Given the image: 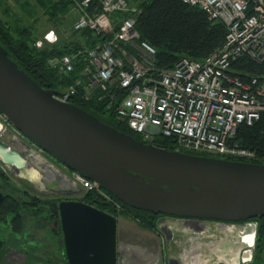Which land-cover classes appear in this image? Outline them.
Returning a JSON list of instances; mask_svg holds the SVG:
<instances>
[{"label": "built area", "instance_id": "built-area-1", "mask_svg": "<svg viewBox=\"0 0 264 264\" xmlns=\"http://www.w3.org/2000/svg\"><path fill=\"white\" fill-rule=\"evenodd\" d=\"M72 2L78 13L72 22L73 29H90L98 40L92 47L82 41L83 47L49 58V65L61 74L79 69L73 82L55 94L58 99L71 102L80 88L85 99L105 101L106 108L117 119L127 122L146 141L154 142L160 134L174 137L177 149L183 151L256 156L255 150L241 147L230 138L242 124L252 125L264 114V78L253 75L244 79L235 72L233 64L247 57L264 61V0H183L202 8L209 19L222 21L226 35L205 57L182 56L169 68L156 65L157 49L141 38L133 14L121 19L115 17L116 13L135 12L129 0ZM60 38L54 27L37 39L36 45L53 44ZM0 121L1 136L10 130V142L25 152L31 162L32 153L47 158L1 111ZM4 166L13 171L9 165ZM63 168L69 171L66 175L70 182L52 181L54 188L68 189L71 193L63 194L82 200L85 192L94 188L114 203L117 217L122 216L121 203L103 186L77 170ZM199 221L207 224L215 221L217 230L222 225H236L217 220Z\"/></svg>", "mask_w": 264, "mask_h": 264}, {"label": "water", "instance_id": "water-1", "mask_svg": "<svg viewBox=\"0 0 264 264\" xmlns=\"http://www.w3.org/2000/svg\"><path fill=\"white\" fill-rule=\"evenodd\" d=\"M59 93L40 85L0 44V111L28 141L67 168L85 174L130 207L153 213L239 226L264 215V163L168 149L58 99ZM0 160L16 173L30 162L2 136ZM47 186L50 190L54 183ZM54 205L67 264H119L116 215L82 199H61ZM238 234L227 235L226 241L220 236L221 242L231 245L233 237L241 239L242 231ZM244 234L251 235L252 243L242 239L240 250L254 247L257 225ZM252 259L238 253L229 256L228 264Z\"/></svg>", "mask_w": 264, "mask_h": 264}, {"label": "trees", "instance_id": "trees-1", "mask_svg": "<svg viewBox=\"0 0 264 264\" xmlns=\"http://www.w3.org/2000/svg\"><path fill=\"white\" fill-rule=\"evenodd\" d=\"M67 2L70 5L72 0H68ZM7 3L8 0H0V5L3 4L0 11H4L5 13L10 11ZM137 4L139 5L140 12L116 13L115 17L121 19L130 14L135 16V26L141 38L150 42L155 47L157 46L156 65L159 68L174 66L176 61L182 56L203 58L216 49L225 38L226 25L220 20L209 19L206 12L199 6L187 4L183 0H142L141 2L138 1ZM13 31L17 32V34ZM97 40L98 38L93 31L84 29L82 31H75L74 35L66 37L61 35L60 41L53 44L46 43L44 46L39 47L36 45L37 40L33 37L30 28H20L18 25L12 27L9 19H5L0 14V44L21 68L40 85L49 89L60 91L71 84L79 74L78 68L69 74L59 73L57 69L49 65V58L55 55L70 53L72 52V48L83 47L82 41L88 47H92ZM233 68L244 79H248L253 75L264 78V61L257 62L247 57L235 61ZM71 102L119 130L140 138L136 132L129 128L127 122L117 119L113 112L106 108L105 101L97 98L87 100L82 96L81 89L79 88L77 94L71 98ZM230 141L238 143L241 147L255 150L256 156L244 158L233 155L200 154L264 163V114L252 125L242 124L236 135L230 138ZM154 142L168 149L177 148L175 139L172 136L160 135L155 138ZM104 189L107 190L106 188ZM108 192L121 203L122 215L132 217L151 229L155 228V218L161 214L130 207L119 200L112 192ZM84 200L100 209L116 216L118 215V209L114 203L107 201L94 188L88 189L85 192ZM29 201H31L29 202L30 204L24 206L14 196V193L12 195L6 194L0 201V217L6 218L9 214L15 215L16 228L21 229L23 223L22 212L26 211L28 207L30 211L37 209L40 212L46 208L47 212L52 217L54 216V213L48 207L41 205L35 207V204H38L40 199L34 198ZM45 202H50V200L47 201L45 199ZM263 218L264 215L251 218L248 221L262 220ZM263 231L264 223H261L257 229L256 244L262 240ZM3 243V239L0 238V249L4 246Z\"/></svg>", "mask_w": 264, "mask_h": 264}, {"label": "rangeland", "instance_id": "rangeland-1", "mask_svg": "<svg viewBox=\"0 0 264 264\" xmlns=\"http://www.w3.org/2000/svg\"><path fill=\"white\" fill-rule=\"evenodd\" d=\"M67 1L68 0H8L7 6L10 8V11H7V13H5L4 11H0V14L2 16H4L5 19H7V18L9 19V23L12 27H14V25H18V26H20V28L21 27L30 28L31 33L33 34V37L36 38V40L39 38H42L45 32H47L48 30H50L51 28H54V27L58 28V33H60L61 35L69 36V35L75 34V30L73 29L72 22H73V20L76 19L78 13H76L77 10H76L73 2L69 5ZM136 1L138 3V1L141 2L142 0H130V4H132L133 7L136 8L135 11H136V13H138L140 11L138 8L139 5L137 3H135ZM2 5L3 4L0 5V9H1ZM14 33L17 34V32H14ZM11 134H12V132L10 130L5 131V134L3 136L4 139L10 142ZM158 136H160V134ZM42 153L47 157L46 159L49 160L62 173L70 174L69 171H67L66 169L63 168V166H65V165L61 161L56 159L54 156L47 154L46 152H42ZM30 163L32 165H34L35 167L37 166L33 161ZM0 165L4 166V163L1 160H0ZM37 168L40 169L39 166H37ZM68 169H70V168H68ZM70 170H73V169H70ZM42 172H43V170H42ZM8 175H9L8 176L9 185L14 190L13 191L14 196H16V198L18 200H20V201L21 200L23 201L24 199L33 200L34 198H37V199H40V201L38 204H35V207L36 206L39 207L41 205V206L48 207L50 209V204H49V202H45V199H47V201L51 200L50 197H52V195L54 194V191L49 190L48 186H46L45 188H42L41 184L36 180H32L33 177L31 175L29 176L28 174L22 175V174L9 172ZM69 184H71V183H69ZM57 188H59V186H57ZM45 203H47V204H45ZM28 209H29V207L27 208L26 211L30 210V209L29 210ZM44 210L49 215V218H47V222H45V224L43 225L45 228H43V226L41 227V226L35 225L36 222H35L34 216H36V215H33L31 212H28V216L26 218L27 219L26 221L29 220L27 222L28 225L32 224L34 226H31V227L27 226L26 230H28V231L37 230L36 235H39V238H42V240H43V236H44L45 241H46L45 243L47 244V247H49L51 245V243L49 244V242H52V243L56 242V239H54L55 238L54 235H52L53 233L50 230H48V228H50V229L53 228L54 219L47 212L46 208ZM35 211L38 213L39 210L36 209ZM43 211H41V214ZM123 216H125V215H123ZM126 217L130 218L132 220H129L131 222H124V223H123V220H121V219L119 220L120 221V223H119L120 228L119 229H121L120 230V240L127 242V243H134L137 245H149V244L155 243L156 241H158L160 243L165 241L167 244V239H166L167 237H166V233L164 230L165 227L163 224H165L167 220H168L167 222H171V220L172 221L176 220L175 219L176 216L164 215V214L158 215L155 218V223H156L155 228L151 229V228L141 224L138 220H136L132 217H129V216H126ZM39 218L41 219L40 216H39ZM164 218L167 220L165 221ZM6 222L7 221H6L5 217H0V229L3 230L4 232L7 229V225H8ZM254 223L257 225V229H258V226L261 223H264V218L262 220H254V221L252 220L253 225H254ZM45 225H47V226H45ZM232 226H234V225H232ZM236 226H238V225H236ZM32 227H34V228L29 229ZM208 227L210 228L209 231H211V229L216 228L215 221L208 223ZM21 230H22V228H21ZM209 231H208V235H209ZM170 233L172 234L171 236H173V238H175L174 240L177 241V244H178V240H181V239H177L176 236H181L183 239V242H185L184 240H188L186 233L184 234L181 231H175V230L171 229ZM190 234H192V233H190ZM227 235H229L228 232H225L224 234L220 235L223 237L222 238L223 241L229 240V236H227ZM61 237H62V239H61ZM208 237L211 238L210 236H208ZM256 238H257V236H256ZM57 239H59V245H57V247L59 246L60 249H59V251L57 250V252H55V253H57L56 263L66 264L67 261L64 257L65 256L64 245H63L64 242H63V235H62L61 231H60V234L57 236ZM260 242L255 244L253 259L247 263H242V264H264V231L262 233V240ZM224 244L227 246V243H224ZM219 246H220V248H222L221 247L222 245L219 244ZM184 248L185 247L178 245V247L176 248V250L174 252L179 253V252H181L180 250L181 249L184 250ZM53 252H54V250H53ZM172 253H173V249H172ZM218 253H220V252H218ZM4 255H5V250L2 248V249H0V261L4 257ZM51 255H54V253H51ZM177 255H174V256L177 257ZM219 257L224 258V260H226V258H227L221 254H219ZM136 260H137V256L132 257L130 259L131 264L132 263L135 264ZM175 261L173 264L176 263ZM179 262L180 261H178V263H176V264H179ZM121 264H123V261H121ZM180 264H183V262H181Z\"/></svg>", "mask_w": 264, "mask_h": 264}, {"label": "crops", "instance_id": "crops-1", "mask_svg": "<svg viewBox=\"0 0 264 264\" xmlns=\"http://www.w3.org/2000/svg\"><path fill=\"white\" fill-rule=\"evenodd\" d=\"M28 212H31L33 215H36L34 217L36 222L35 225L37 226L42 227L45 224V222H47V218H49V215L46 213V211H43L42 214L39 211L37 213L35 210L23 211L22 212L23 231H22L21 229L19 230L16 228V220H14L15 215L13 214L7 215L6 223L8 224L7 225L8 230L6 229L4 232L3 230L0 229V238L3 239L4 242L3 243L4 246L2 248L5 250V255L1 259L0 264H58L56 263L57 253L55 252H57V250L59 251L60 249L59 246L57 247V245H59V239H57V236L60 234V232H55L53 228L51 229L48 228V230H50L53 233L52 235H54L55 237L54 239H56V242L54 243L49 242V244L51 243V245L47 247L44 236L42 240V238H39V235H36L37 230H31V231L26 230L27 226L30 227L34 226L32 224L28 225L27 222L29 220L26 221ZM39 216L41 217V219L39 218ZM120 219L123 220V223L131 222L129 220H132L123 215L118 218V247H119L118 258L120 259L119 264H121V261L124 259H125V264H131L130 259L136 256H137V260L135 264H173L175 260L176 263L180 261L179 264L181 262H184L183 264H228L229 263V253H227L229 247H227L224 244L225 242L223 241L221 242L217 229H211L209 235H206V236H210L211 238L206 240L203 237L201 227H193V228L190 227L189 232L186 233V235L191 236V234L189 233L197 234L194 235L195 236L194 239L187 236L188 240H184L185 242H183L181 236H176L177 239H181L178 240V244H177V241L174 240L175 238L171 236L172 235L170 233L171 229L164 228L167 237L166 238L167 244L165 241H163L162 243L156 241L155 243L149 245H137L134 243H127L120 240V230H121L119 229ZM33 228L34 227L29 229H33ZM43 228L45 227L43 226ZM191 239L194 241H192ZM219 244L222 245L221 246L222 248H220ZM178 245H181L185 248L184 250L181 249L180 250L181 252L175 253L174 251L176 250ZM172 249H173V253H172ZM218 251L220 253H218ZM51 253H54V255H51ZM181 254L187 255L188 259L187 260L184 259L185 255H181ZM219 254L226 256L227 259L224 260V258H220ZM174 255H177V257H175ZM197 257H200V262H195V259ZM148 258L151 260H149Z\"/></svg>", "mask_w": 264, "mask_h": 264}, {"label": "bare ground", "instance_id": "bare-ground-1", "mask_svg": "<svg viewBox=\"0 0 264 264\" xmlns=\"http://www.w3.org/2000/svg\"><path fill=\"white\" fill-rule=\"evenodd\" d=\"M3 123L2 121H0V129L2 127ZM1 136V135H0ZM4 139V137H2ZM15 140L18 142L19 144V141H18V137H15ZM7 141V140H6ZM9 142V141H7ZM13 145L12 142H9ZM14 146V145H13ZM15 147V146H14ZM16 148V147H15ZM18 149V148H17ZM19 150V149H18ZM21 151V150H20ZM23 152V151H22ZM25 153V152H24ZM33 156H32V161L37 164L38 166L42 167V169L44 170V172H42L39 168H37V166L35 167L34 165H32L30 162L29 164H27L24 168H21V170L19 171L20 174H28L29 176L31 175L33 178L32 180H36L38 181L40 184H41V187L42 188H45L47 186V183L49 181H59L60 182H70V178L68 177V175L62 173L58 168H56L49 160H47L46 158L42 157L41 155H39V153H32ZM39 179V180H38ZM43 179V180H42ZM49 180V181H48ZM172 216V215H171ZM171 218V217H170ZM176 220H173L171 222H166L164 225L165 228L167 229H172V230H175V231H181L183 233H188L189 232V228L190 227H201V231H202V234H203V237L204 239H209L208 236V231L210 230V228L208 227V224L207 223H204L203 221H199V220H189V219H178V218H175ZM185 220H188V221H185ZM219 225V224H217ZM254 225H256L254 223ZM254 225L252 224V222H250L249 224L245 225V226H232V225H222V226H219V230L218 232L220 233L219 236L221 234H224L225 232H228L229 235L231 236H234L236 234H238L240 231H242V235L240 236L241 239L237 238L234 239V237L231 239V241H229L230 243H233V244H227V247H229V256L230 255H236L239 253V255L241 257H244L246 259H248L249 256L253 255L254 254V248H255V245L254 247L253 246H250L249 249H241L240 250V246L239 245H243V240L242 239H245V241L249 242V243H252V237H250L251 235H249V237L247 235H245L244 233L247 232V230H251V229H254ZM150 226V225H149ZM155 227V226H154ZM168 231V230H167ZM210 233V231H209ZM190 234V233H189ZM201 234V236H202ZM194 235H197V234H191V236L187 235L188 237L194 239ZM239 235V234H238ZM257 236V234H256ZM191 239V240H192ZM216 239V238H215ZM194 241V240H192ZM242 241V242H241ZM255 244H256V239H255ZM230 245V246H229ZM137 251V250H136ZM219 252V251H218ZM191 254V253H190ZM149 255V254H148ZM153 255V254H152ZM181 255H185V254H181ZM154 256V255H153ZM187 255H185L184 259H188V256L186 257ZM190 256V255H189ZM182 257V256H181ZM226 257V256H225ZM141 258V257H140ZM147 258V257H146ZM200 257H197L195 259V262H200ZM149 259V258H148ZM227 259V258H226ZM151 260V259H149ZM194 260V259H193ZM123 261V264H125V259L122 260ZM184 263V262H183ZM133 264V263H132Z\"/></svg>", "mask_w": 264, "mask_h": 264}, {"label": "flooded vegetation", "instance_id": "flooded-vegetation-1", "mask_svg": "<svg viewBox=\"0 0 264 264\" xmlns=\"http://www.w3.org/2000/svg\"><path fill=\"white\" fill-rule=\"evenodd\" d=\"M0 190L3 192V197L6 195V194H10L12 195V192L14 191L11 186L9 185V178H8V173L11 172V173H14L12 170H9L7 169L6 167L0 165ZM56 189V188H55ZM52 190V189H50ZM14 193V192H13ZM50 209L52 210L53 212V209H54V203L55 202H58L59 200L61 199H76V198H73L69 195H65L63 193H56V191H54V194L52 195V197H50ZM22 204L21 205H28L30 204L28 199H24L23 201L21 200L20 201ZM39 203V202H38ZM30 211V210H29ZM54 213V212H53ZM54 219V225H53V229L55 232H60L61 229H60V226L57 222L58 220V217L57 215L54 213V216L52 217Z\"/></svg>", "mask_w": 264, "mask_h": 264}]
</instances>
